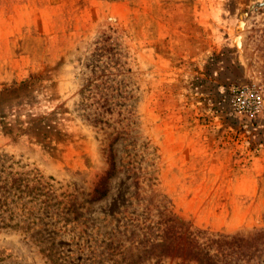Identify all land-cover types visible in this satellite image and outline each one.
I'll list each match as a JSON object with an SVG mask.
<instances>
[{"label":"rangeland","instance_id":"obj_1","mask_svg":"<svg viewBox=\"0 0 264 264\" xmlns=\"http://www.w3.org/2000/svg\"><path fill=\"white\" fill-rule=\"evenodd\" d=\"M136 181L200 229L264 228V0H0V264L87 263Z\"/></svg>","mask_w":264,"mask_h":264},{"label":"trees","instance_id":"obj_2","mask_svg":"<svg viewBox=\"0 0 264 264\" xmlns=\"http://www.w3.org/2000/svg\"><path fill=\"white\" fill-rule=\"evenodd\" d=\"M108 104L107 99L103 98L101 108ZM111 109L107 107L106 111L110 112ZM94 115L93 124L110 126L99 118L100 114ZM124 134L117 133L108 145L107 169L96 182L88 202L100 201L109 193V181L117 172L113 145L120 139L132 138L133 149L137 147L140 137H132L128 132ZM140 146L145 148L146 143L143 141ZM134 155L137 156V153ZM130 163L133 175H138L141 160L132 159ZM135 188L134 214L124 222L117 221L115 229L93 240L96 242L94 247H86V255L90 258L88 264H164L167 261L174 264H264V228L235 234L203 230L176 218L151 188L148 192L142 190L138 181ZM142 191L144 194H141ZM51 200L53 198L50 196ZM65 208V213H74V220L82 217L76 200L65 202ZM60 259H63L60 255H50L52 264H59ZM69 260L71 264L77 261L69 257L65 260L67 264Z\"/></svg>","mask_w":264,"mask_h":264}]
</instances>
